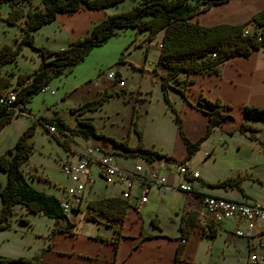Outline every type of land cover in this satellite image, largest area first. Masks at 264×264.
<instances>
[{"label": "rangeland", "instance_id": "1", "mask_svg": "<svg viewBox=\"0 0 264 264\" xmlns=\"http://www.w3.org/2000/svg\"><path fill=\"white\" fill-rule=\"evenodd\" d=\"M134 1L118 0L102 7L83 4L74 10L57 11L52 19L32 30L33 45L20 42L15 57L3 61L1 70L7 69L10 83H15L20 74L31 72L40 61L42 55L36 45L61 47L68 39L85 33L94 21L107 13L126 8ZM31 3L40 4L41 0H23L21 4L25 9ZM9 6L8 0H0V44L7 42L15 46L22 35L23 14L14 21H8L6 13ZM162 31L158 28L149 33L146 28L115 25L106 38L91 45L69 68L49 75L43 84L45 89L32 92L21 104V110L1 125L0 152L6 151L17 135L31 125L27 134L31 149L20 162V168L32 185L54 191L57 195L67 176L60 168V161L76 157L85 144L99 139L84 137L67 128H50L47 122H55L56 115L70 127L75 126L80 116H86L97 131L126 138L130 144L140 139L143 144L159 150L174 151L178 134L175 114L179 115L182 94L172 86L164 90L159 82L161 67L157 63V55ZM109 69L119 72L121 83L118 78L107 76ZM181 76L179 74V79ZM104 91L107 94L96 105L83 109L78 107L84 100L97 98ZM247 120L258 121V127L252 129L256 138L249 136L251 130L248 127L235 128L229 133L214 127L200 140L186 160L198 169L203 179L211 182L226 175H239L241 187L231 185L232 191L264 190V180L254 176L264 173V119ZM113 155L118 163L123 157L127 158L128 164L135 159L141 163L144 161L138 155ZM176 161L174 158L168 162L172 171H176ZM5 179L6 171L0 167V183ZM148 196L158 204V211L165 217L170 213L179 215L182 197L178 189L153 184ZM84 207L82 203L81 209ZM54 218L38 210H28L24 204L15 201L7 223L0 225V255L30 253L42 240L48 226L53 224ZM238 236L225 240L223 231L216 233L211 241L216 247L215 253L221 255L223 248L227 258L237 259L249 252L246 236Z\"/></svg>", "mask_w": 264, "mask_h": 264}, {"label": "trees", "instance_id": "2", "mask_svg": "<svg viewBox=\"0 0 264 264\" xmlns=\"http://www.w3.org/2000/svg\"><path fill=\"white\" fill-rule=\"evenodd\" d=\"M8 1L10 3L6 13L8 21H14L23 14L22 35L18 38L15 46L7 42L0 44V94L9 88H15V98L12 102L17 103L20 108L31 93L46 82L49 75L69 68L72 63L82 58L91 45L106 38L113 31L115 25L146 28L149 33L162 28L157 55V63L161 67L159 82L164 90L167 86L177 88L185 98H187L186 86L192 81V77L188 76L189 73L194 71L216 72L220 62L229 55L246 54L251 48L264 45V6L256 9L243 21L202 24L194 17L195 14L212 3L225 0H136L126 8L107 13L94 21L85 33L75 36L61 47L49 48L44 45H36L42 55L37 66L29 73L20 74L17 81L11 84L7 69L2 71L1 65L3 61L15 57L20 42L24 41L33 45L32 30L34 28L52 19L59 10L70 11L83 4L88 7H102L118 0H41L40 4L31 3L25 9L21 4L23 0ZM179 74H183L181 79H179ZM115 77H120L117 70ZM105 94L107 91L97 98L86 99L78 107L83 109L94 106ZM195 102L207 114L206 128L198 137L190 139L180 126L178 113L175 114L178 132L186 147L185 155L177 161H186L198 147L200 140L209 133L213 126L221 120L231 117L230 112L221 109L222 104L218 98L210 99L199 93ZM12 114L13 111L7 106V103L0 101V127ZM242 114L247 119H264V106L244 104ZM54 119L55 122L47 123L79 132L84 137L98 138L97 142L113 153L138 155L145 161L155 158L174 159L171 154L145 145L140 139L136 143L130 144L126 138H117L97 131L93 122L86 116H80L73 127L67 126L57 115L54 116ZM245 127L251 130L249 136L256 138L252 132L255 126L247 121H242L239 128ZM31 128V125L25 127L17 135L12 145L6 151L0 152V167L6 171V179L0 183V225L7 223L8 215L12 211L15 201L24 204L28 210H38L54 217H66L67 212L59 204V197L32 185L25 179L20 168V162L27 157L31 149V142L27 138ZM239 181V175H226L216 181H206V184L241 187ZM126 204L127 198L119 194L89 198L86 201L85 215L96 217L98 214H103L111 222L113 219L122 218ZM196 219L195 208H188L181 214L179 219L180 237L185 239V236H188ZM205 223L206 233L214 234L216 220L207 219ZM180 249V245L175 249L174 262L179 259ZM31 259L30 256L21 254L0 255L1 262L31 261Z\"/></svg>", "mask_w": 264, "mask_h": 264}, {"label": "crops", "instance_id": "3", "mask_svg": "<svg viewBox=\"0 0 264 264\" xmlns=\"http://www.w3.org/2000/svg\"><path fill=\"white\" fill-rule=\"evenodd\" d=\"M261 6H264V0H225L208 5L194 17L202 24L220 21L239 22L245 20ZM188 76L192 77V81L187 84V98L182 96L179 107L180 126L188 138L195 139L206 128L207 114L195 102L199 93L210 99L218 98L222 104L221 109L231 114V117L221 120L211 130L218 127V131L224 130L229 133L239 128L242 121L251 123L255 128L258 127L257 120H247L243 116L242 106L244 104L264 106V45L251 48L246 54L229 55L220 62L216 72L194 71ZM176 144L177 148L175 146L174 151L169 154L175 160H179L186 153V147L179 132ZM126 159L123 157L121 163L116 161L132 180L127 204L119 221L113 219L109 222L103 214H98L96 217L85 215L86 201L89 198L112 194L122 195L123 187L119 179L105 181L99 173L97 163L91 162L87 173L93 177V182L83 190L80 202L73 205L66 213V217L53 219V224L48 226L46 234L35 249L30 253H21V255L30 256L31 261H0V264H252L247 259L248 251L237 259H230L226 257L223 248L220 250L221 255L216 254V247L211 242L214 235L220 231L225 234V240L230 237H239L240 234L233 233V228L235 225H242L241 220L233 217L216 220L214 234H208L205 231L207 219L197 215L190 233L181 241L179 219L186 209L197 207L200 192L235 199L253 197L264 203V190L239 192L232 191L231 185H206L208 180L203 179L198 171L197 176L189 178L193 190L185 191L177 187V182L183 178V174L177 169L172 171L169 168L170 160L161 158L144 160L143 164L156 166L165 176L164 184L154 185L180 191L182 202L179 215L170 213L165 217L158 211V204L148 196L153 183L140 182L133 177V165L141 161L134 158L135 161L128 164ZM244 175L247 176V173ZM254 176L264 180V173H256ZM96 177L99 179L96 180ZM69 182L70 179L66 176V181L57 194L58 197L64 195V186ZM142 186L146 187L147 195L145 200L139 201L138 195ZM44 191L56 194L54 191ZM82 203L85 204L84 209H81ZM101 216L103 218L100 220ZM258 236L264 240V228L259 231ZM245 243L249 247L247 238ZM178 245L181 246L179 259L174 262L173 256ZM8 254L18 255L19 253Z\"/></svg>", "mask_w": 264, "mask_h": 264}, {"label": "built area", "instance_id": "4", "mask_svg": "<svg viewBox=\"0 0 264 264\" xmlns=\"http://www.w3.org/2000/svg\"><path fill=\"white\" fill-rule=\"evenodd\" d=\"M107 76L115 77V71L109 69ZM122 82V78H118ZM45 89V85L39 87ZM15 98V88H9L0 94V101L7 103V106L17 113L21 110L17 103L12 102ZM49 127H54L48 123ZM206 152V151H205ZM91 162L98 165L99 173L105 181L119 179L123 184L122 190L129 194L132 180L127 176L116 163L113 152L104 148L98 142H89L78 152L76 157H66L60 161V168L66 173L70 182L64 186V195L59 197V204L62 209L68 212L73 205L81 200L85 187L93 182V177L87 173ZM176 169L183 174V178L177 182V187L185 190H193V185L189 178L198 175V169L187 161H176ZM134 178L140 182L161 185L165 183V176L161 174L156 166L135 162L133 165ZM147 189L142 186L139 191L138 200L146 199ZM197 215L203 219L219 220L224 217H233L241 220L242 225H235V234L246 236L250 250L247 259L252 264H264V240L258 236L260 230L264 228V203L253 197L235 199L219 194L200 192L198 205L195 208ZM117 221L120 218L116 219ZM184 240V237H180ZM259 247V250L256 249Z\"/></svg>", "mask_w": 264, "mask_h": 264}, {"label": "bare ground", "instance_id": "5", "mask_svg": "<svg viewBox=\"0 0 264 264\" xmlns=\"http://www.w3.org/2000/svg\"><path fill=\"white\" fill-rule=\"evenodd\" d=\"M128 195H129L128 193H125V192L122 191V196H125L127 198Z\"/></svg>", "mask_w": 264, "mask_h": 264}]
</instances>
